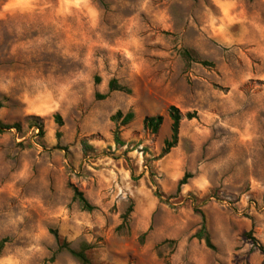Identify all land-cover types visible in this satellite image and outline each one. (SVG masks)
<instances>
[{"label":"rangeland","instance_id":"obj_1","mask_svg":"<svg viewBox=\"0 0 264 264\" xmlns=\"http://www.w3.org/2000/svg\"><path fill=\"white\" fill-rule=\"evenodd\" d=\"M0 100V264H264V0H0Z\"/></svg>","mask_w":264,"mask_h":264},{"label":"trees","instance_id":"obj_2","mask_svg":"<svg viewBox=\"0 0 264 264\" xmlns=\"http://www.w3.org/2000/svg\"><path fill=\"white\" fill-rule=\"evenodd\" d=\"M203 63L205 65H212L208 62H203ZM97 81H99L98 78H97ZM109 89H110V91H128V92L130 91L124 87H121L116 80H112L109 83ZM97 97L100 99L105 98V96H102L99 94H97ZM3 107H4V103L0 100V109ZM195 117L196 116L193 114H187L186 115V118L188 120H192ZM134 118H135V114L133 112H128L127 114H124V113L119 111L114 116H112L111 120L118 124L117 128L115 130V133H114V139H115L116 144L123 145V142L120 138L119 126H124V125L129 124L130 122H132L134 120ZM169 118L171 120V137L169 139L165 140L164 148L162 150L160 157H164L165 155L169 154L170 151L173 148H175L179 142L180 128H181V122L183 120V115L177 107L171 106L169 108ZM55 121L58 124V126L63 125V121H62V118L60 115L55 116ZM163 121H164L163 117L159 116V115L158 116L145 117L144 118V128L146 130H149L151 133L156 134L161 129V126L163 125ZM12 128H13L12 126L4 124L0 120V133H2L5 129H12ZM39 129H40L39 137L42 138V137H44V128H43V126H40ZM58 136H60V132L58 133ZM191 177H192V174H190V173L185 174V176L178 183L177 192L181 191V188L188 183V180ZM73 201L77 202L79 204L80 208L85 212L90 213L96 209V207L94 205H92L87 200L84 193L82 191H80L77 187H73ZM124 219H125V222H127L128 216L125 215ZM55 237H56L57 241H59V237L57 234H55ZM195 237L199 240H204L207 247L214 249V246L212 245L211 239H210L209 234L207 232L204 219H203L202 228L199 232H197L195 234ZM249 239L253 242V244L258 248V250L264 256V246L256 238H254L251 234H249ZM65 247H67V246H65ZM69 252L74 257L79 259L80 261L87 262V258L83 252H76L72 249H69Z\"/></svg>","mask_w":264,"mask_h":264}]
</instances>
